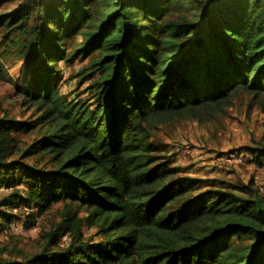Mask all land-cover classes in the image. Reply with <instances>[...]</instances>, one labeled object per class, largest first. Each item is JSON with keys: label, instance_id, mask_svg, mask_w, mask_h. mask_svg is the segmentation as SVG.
<instances>
[{"label": "trees", "instance_id": "trees-1", "mask_svg": "<svg viewBox=\"0 0 264 264\" xmlns=\"http://www.w3.org/2000/svg\"><path fill=\"white\" fill-rule=\"evenodd\" d=\"M0 29V77L10 56L23 61L17 87L39 112L0 118V185L14 187L0 197V231L21 206L63 204L39 252L0 264H264L261 189L183 175L151 140L243 95L264 111V0H23ZM88 57L89 96L72 99L60 62ZM37 127L19 150L14 133ZM245 149L263 166L264 145ZM41 153L53 168L24 160Z\"/></svg>", "mask_w": 264, "mask_h": 264}, {"label": "rangeland", "instance_id": "rangeland-1", "mask_svg": "<svg viewBox=\"0 0 264 264\" xmlns=\"http://www.w3.org/2000/svg\"><path fill=\"white\" fill-rule=\"evenodd\" d=\"M22 1L3 2L0 4V14L11 11ZM2 31L0 29V39ZM79 38L71 43L72 48L77 46ZM89 61L88 57L72 63L60 62L64 76L59 85L62 93L77 100L88 98L86 88L89 81L80 82V78L83 75L81 70ZM6 68L8 77H0V118L8 115L17 120H34L39 112L25 102L17 87L28 83L29 77L24 75V62L10 56ZM248 101L247 96H240L225 113L209 122L189 119L161 125L154 130L151 140L159 153L173 159L183 175L200 178L205 183L222 180L247 184L252 181L264 193V164L259 166L254 163L245 149L247 146L264 145V111L257 105H248ZM45 130L46 127H37L28 132H15L19 150L39 138ZM24 160L45 169L55 166L49 154L41 153ZM62 207L61 202L57 203L42 215L23 206L15 211L17 214L10 227L0 231V250L6 247L3 253L0 251V259L22 260V255L17 254L18 250L26 255L39 252L45 240L44 234L59 220ZM93 233V228H85L86 236ZM66 242L67 238L63 237L62 243Z\"/></svg>", "mask_w": 264, "mask_h": 264}, {"label": "built area", "instance_id": "built-area-1", "mask_svg": "<svg viewBox=\"0 0 264 264\" xmlns=\"http://www.w3.org/2000/svg\"><path fill=\"white\" fill-rule=\"evenodd\" d=\"M18 187V186H17ZM13 186L0 185V193H8L13 190Z\"/></svg>", "mask_w": 264, "mask_h": 264}]
</instances>
